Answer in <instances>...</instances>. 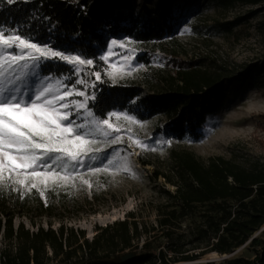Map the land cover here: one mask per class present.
<instances>
[{
    "label": "rangeland",
    "instance_id": "rangeland-1",
    "mask_svg": "<svg viewBox=\"0 0 264 264\" xmlns=\"http://www.w3.org/2000/svg\"><path fill=\"white\" fill-rule=\"evenodd\" d=\"M160 1L126 0V4H134L136 11L141 12ZM186 1L179 0L185 6ZM218 1L196 0L192 11L166 38L168 47L175 49L180 59L211 55L237 71V75L244 76L242 83L234 87L215 112L207 115L198 139H178L167 128L162 115L140 119L127 110H115L106 118H99L91 111V91L98 79L137 84L145 92L164 89L163 77L170 71L173 60L171 52L161 43L141 42L124 32L111 38L92 64L73 65L53 60L68 67V72L61 76L41 72V65L50 60L41 62L39 68L28 60L27 66L21 62L0 69V88L20 85L33 92L49 89L48 98L56 97L55 107L61 113L72 114L74 126L83 125L77 131L84 133L89 141L85 146L87 155H81L82 164L61 154V161L51 169L26 171L10 168L5 159L0 174L3 223L2 211H13L15 229L21 222L31 230H37L40 225L48 227L50 223L58 227L64 222L84 229L92 238L100 226L135 213L140 227H146L147 236L154 241V252L164 249L171 256L182 257L198 253L208 245L205 236L197 240L198 231L193 223L183 222L170 238L158 224L159 209L168 197L165 190L176 189L169 179L176 181L179 177L173 151H190L204 162L223 156L245 165L264 163V0L257 4L236 1L227 5ZM7 51L0 47V54ZM65 53L89 60L80 53ZM257 66L262 67L261 75L255 70ZM62 104L69 107L62 108ZM103 119H108L112 127L103 125ZM94 168L100 170L93 171ZM33 170L45 175L58 173L59 179L49 180L47 184L33 180L28 176ZM33 183L36 184L34 188L31 187ZM199 242L202 248L193 249ZM234 254L252 256L240 248L232 254L210 252L173 264H221Z\"/></svg>",
    "mask_w": 264,
    "mask_h": 264
},
{
    "label": "trees",
    "instance_id": "trees-1",
    "mask_svg": "<svg viewBox=\"0 0 264 264\" xmlns=\"http://www.w3.org/2000/svg\"><path fill=\"white\" fill-rule=\"evenodd\" d=\"M195 1L187 0L185 6L179 0H161L147 11L137 12L126 0H17L10 5L0 0V30L93 61L111 38L124 32L141 42L161 43L173 60L163 77L164 89L145 92L137 84L98 79L91 91V111L99 118L115 110H127L140 119L162 115L178 139H198L207 115L215 112L244 76L211 55L183 60L168 47L166 38L192 11ZM236 1L257 4L261 0L218 2ZM40 68L45 75L68 72L65 64L53 60ZM255 70L261 75V66ZM173 154L179 177L169 179L176 189L165 190L168 197L159 209L158 224L169 238L183 222L195 224L197 240L208 239L198 253L174 257L164 249L154 252V241L147 236L146 227H140L135 213L100 226L90 238L84 229L64 222L58 227L40 225L37 230L21 222L15 229V213L6 210L2 211L4 223L0 217V264H173L210 252L232 254L240 248L252 256L234 254L221 264H264V163L245 165L223 156L204 162L187 150ZM38 202L42 208L43 203ZM200 244L193 249L202 248Z\"/></svg>",
    "mask_w": 264,
    "mask_h": 264
},
{
    "label": "snow or ice",
    "instance_id": "snow-or-ice-1",
    "mask_svg": "<svg viewBox=\"0 0 264 264\" xmlns=\"http://www.w3.org/2000/svg\"><path fill=\"white\" fill-rule=\"evenodd\" d=\"M16 2L17 0H6L9 5ZM0 47L9 50L6 54H0V69L5 66L11 68L21 62H25L27 66L28 60L33 61L35 68H39L43 61L57 59L73 65L93 63L79 55L66 54L47 44L35 43L23 34L9 35L3 30H0ZM97 77L99 78V73ZM49 91L44 89L33 92L26 87L22 89L20 85L0 88V174L3 172L5 159L10 168L26 171L36 168L51 169L53 164L61 161V154L77 164L83 163L81 155H87L85 146L89 144L85 134L77 131L83 125L74 126L72 114L61 113L55 107L57 98H48ZM61 107L67 109L69 105L62 104ZM101 123L112 127L108 119H103ZM28 176L45 184L49 180L55 182L59 179L58 173L49 172L45 175L35 170L28 173ZM31 187H36V184L33 183Z\"/></svg>",
    "mask_w": 264,
    "mask_h": 264
},
{
    "label": "water",
    "instance_id": "water-1",
    "mask_svg": "<svg viewBox=\"0 0 264 264\" xmlns=\"http://www.w3.org/2000/svg\"><path fill=\"white\" fill-rule=\"evenodd\" d=\"M264 228V227H263Z\"/></svg>",
    "mask_w": 264,
    "mask_h": 264
}]
</instances>
